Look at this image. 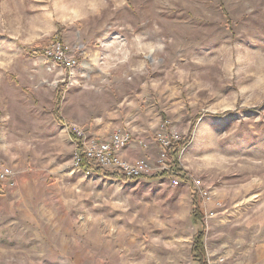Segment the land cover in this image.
Here are the masks:
<instances>
[{"label": "rangeland", "instance_id": "1", "mask_svg": "<svg viewBox=\"0 0 264 264\" xmlns=\"http://www.w3.org/2000/svg\"><path fill=\"white\" fill-rule=\"evenodd\" d=\"M76 130L156 145L152 176L88 175ZM0 132V264H199L195 201L209 264H264V0H0Z\"/></svg>", "mask_w": 264, "mask_h": 264}, {"label": "built area", "instance_id": "2", "mask_svg": "<svg viewBox=\"0 0 264 264\" xmlns=\"http://www.w3.org/2000/svg\"><path fill=\"white\" fill-rule=\"evenodd\" d=\"M47 59L53 61L55 64H61L67 67H71L75 64V61H72L67 58L63 46L58 43L53 45L51 48L44 50L43 54ZM77 140L79 142L78 149L82 150L75 156V165L81 169L83 162L88 163V168L84 171L89 175L93 172L94 169H104V170H116L118 173L129 177V178H145L151 177L153 174V167L146 159H137L133 162L125 161L119 155V151L126 149L133 144L134 139L132 135L126 131L116 132L109 141L106 142H96L88 141L84 137L83 133L79 130L75 131ZM175 137L158 139L160 143V159L159 163L161 169L164 171L169 170L167 166V152L166 150L171 145V140H174ZM3 143V135L0 132V146ZM80 146V147H79ZM143 147H147L146 144L142 143ZM7 185L10 188L16 186V179L14 172L7 167L2 166V159L0 157V191L4 188V185ZM196 188H199L194 182ZM198 198L201 199V191L197 192Z\"/></svg>", "mask_w": 264, "mask_h": 264}, {"label": "trees", "instance_id": "3", "mask_svg": "<svg viewBox=\"0 0 264 264\" xmlns=\"http://www.w3.org/2000/svg\"><path fill=\"white\" fill-rule=\"evenodd\" d=\"M39 53L42 55L44 54L43 50L39 51ZM54 114L56 115L55 117L61 121V117L59 115V109ZM192 131H193V128L191 129L190 134H192ZM189 138H190V136L188 135L187 138H182L178 142L171 140V145L166 150V152H167V166H168L169 170L163 171L157 177L167 178V177H170L172 173L177 177L181 176L182 169L180 166V157H181L182 152L188 146V143L190 140ZM77 139L78 138L76 137V135L72 136L73 141L76 142ZM80 152H82V150H80ZM87 166H88V163H86V161L83 162L82 168L84 170L86 168H88ZM93 173L95 175H98V176H104L107 179L118 180V181H123V182H127L129 180H138L139 179V178H129V177H126V176L120 175V174H105L102 172V170L94 169V168H93ZM195 196H196V198H198L197 192L195 193ZM191 217H192L193 222L195 224H200L202 226V230L199 233V235H197L195 242L193 244L192 253H193L195 259L197 260V262L199 264H209L208 259H207V251H206V248L204 245V238H205V234H206V226L204 224L205 217H204L203 213L201 212L200 203L198 201H195L193 203V210L191 213Z\"/></svg>", "mask_w": 264, "mask_h": 264}, {"label": "crops", "instance_id": "4", "mask_svg": "<svg viewBox=\"0 0 264 264\" xmlns=\"http://www.w3.org/2000/svg\"><path fill=\"white\" fill-rule=\"evenodd\" d=\"M152 116H153V114H152ZM159 122L160 121L157 117H155L154 121L147 119V124L150 126L158 127ZM147 124L142 129H145L147 127ZM106 131H108V130L107 129H103V130L101 129V131H98V129H97V131H95L96 132L95 136L107 137L108 135L106 134ZM140 137L145 138L144 135H140ZM143 149H145V148L142 147V143L134 141V143L132 145H130L126 149L119 151V155L123 159L129 160V161H133V160L138 159V158H144L145 156H149L152 159H154V156L157 154V151H158L157 146L152 144V143L150 144L149 149H145V150H143Z\"/></svg>", "mask_w": 264, "mask_h": 264}]
</instances>
